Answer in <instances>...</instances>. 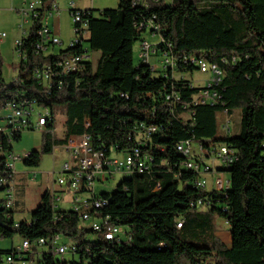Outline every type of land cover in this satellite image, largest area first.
Segmentation results:
<instances>
[{
  "label": "trees",
  "instance_id": "obj_1",
  "mask_svg": "<svg viewBox=\"0 0 264 264\" xmlns=\"http://www.w3.org/2000/svg\"><path fill=\"white\" fill-rule=\"evenodd\" d=\"M39 1V18L23 39L21 52L26 59L19 61L17 82H5L0 56V110L7 102L26 100L50 111L41 151L30 152L24 165L37 167L41 154H51L56 147H66L70 138L83 135L89 138L88 148L104 150L106 155L139 149L154 163L149 173L122 174L131 177L111 193L73 191L74 199L84 197L89 203L69 210L57 208L55 197L45 192L31 213V222L17 227L12 210L0 208L4 225L0 238L18 235L30 242L33 254L39 239L58 235L75 241L72 256L79 261L55 260L48 248L37 264H264V0H147L142 6L120 0L115 10L98 14L78 10L88 34L85 43L99 57L94 65L86 60L81 71L63 76L61 86L49 89L39 84L33 71L49 63L62 64L68 51L35 53L36 32L54 4V0ZM148 22L157 27L153 33L161 40L155 57L165 54L173 60V66L163 71L134 64V45L145 40L146 30L140 24L145 27ZM69 51L82 53L83 49L78 45ZM189 57L221 72L219 83L212 87L217 104L184 106L202 88L184 75L197 71L184 61ZM170 95L178 102L166 101ZM54 106H65L63 139L49 138ZM232 109L240 110L238 134L217 138V113L228 115ZM148 127L156 131L146 137L140 130ZM20 140V132L10 139L0 132V146L6 153ZM180 142L234 151L236 160L224 170L230 177L228 188L196 187L200 176L181 167L188 157L176 152ZM85 192L91 195L82 196ZM99 198L107 201L104 208L77 209ZM84 216L108 219L122 230V240L105 241L80 224ZM216 217L228 226L229 245L216 234ZM87 235L92 238L85 239ZM26 255L29 258L30 253Z\"/></svg>",
  "mask_w": 264,
  "mask_h": 264
},
{
  "label": "built area",
  "instance_id": "obj_2",
  "mask_svg": "<svg viewBox=\"0 0 264 264\" xmlns=\"http://www.w3.org/2000/svg\"><path fill=\"white\" fill-rule=\"evenodd\" d=\"M20 1L22 7L16 12L20 14L22 22L27 23L30 21L31 26L27 31L21 33L22 37L20 40L14 42V50L17 53L19 61H25L26 56L21 52L24 44L23 39L27 38L34 20L39 18L41 3L39 0ZM126 1H130L132 6H141V2H147V0ZM68 8L72 20L73 39L69 42L66 49H61L63 52L68 51L67 54L62 56V64L49 63L33 71V77L43 88H53L55 84L61 86L62 82L60 79L63 76L78 73L83 69V63L89 59L88 50L83 46L88 36L86 25L81 19L80 13L78 12L79 9L74 6L72 1L69 3ZM45 12L46 14L41 21V27L36 32L39 42L34 47L35 53L38 54L41 52L45 55H57L61 50L57 53L54 52L55 46L61 47L63 44L59 38L55 34H52L47 28L44 20L47 16H58V8L56 5L52 4L51 9ZM140 28H144L151 36L157 35L153 33V31H157V27L151 22H148L145 27L143 24H140ZM5 37V33L0 32V42H2ZM160 42L161 40L159 38V41L155 44H149L147 40L139 43L138 58L141 63L149 66L152 71H163L164 67L173 66V60L165 54L163 57H155V48ZM78 45L82 47V53L69 51V49L75 48ZM151 57L158 59V65L151 64ZM184 61L194 64L199 73L209 72L211 75V78L202 85V88H200L199 92L193 97L191 103L184 106L217 104L219 98L216 92L212 90V87L219 83L222 74L219 72H212L211 67H209V64L204 60L189 57L185 58ZM17 81L18 77L16 76L13 82ZM165 99L171 102V105L178 102V97L174 95L166 96ZM36 108L38 107L26 100H13L5 103L1 109L4 114L0 120L4 121V125H0V132L6 133L9 139L15 132L22 133L26 130L43 132L48 120V113L45 110L35 114ZM224 114L227 115L226 111H224ZM221 128L225 133H229L231 130L230 121H224ZM155 131L156 129L153 127H148L146 129L142 128L140 130L146 137H149V135ZM88 141L89 138L83 135L80 137H73L71 138V142L67 143V151L64 152L68 154L69 161L62 165L60 177L57 179V183L59 187L63 188V192L67 191L73 194V188L68 185V177H78L80 190L87 189L92 191L96 185H101L103 187L107 186V183L113 179L115 174L127 173L128 166H152L154 163L150 155L142 153L139 149H132L130 152L120 155L115 153L106 155L104 150L96 151L93 148H88ZM7 142L10 144V141ZM175 150L183 157H188V160L183 162L181 167L200 176L195 183L196 187L205 188L207 186V176L213 175L212 189L222 191L228 188L229 181L224 178V170H226V166H230L231 163L236 160L234 151L225 146L213 148L212 150L204 149L199 143L192 142H180L175 146ZM30 155V152H28L14 156L13 151L6 153L0 146V157L2 158L0 165H2L3 169L2 173H0V208L7 211L12 210L15 203L12 195V191L14 190L12 181L15 177V164L18 161L24 162ZM85 195H88V193L85 192L82 194V196ZM56 199H59V197ZM106 205L107 201L99 198L94 199V205L77 207V209L88 207L102 209ZM80 224L100 234L105 241L117 243L122 240V230L117 226L111 225L108 219L99 221L91 220V218L81 219ZM14 226L17 227L18 224L14 223ZM59 237L58 235H54L49 240L39 239L36 246L38 248L48 247L51 249L52 254H59L61 258L66 252H71V254L74 253V245L67 246L65 244H57ZM30 248V242L28 240H22L21 245L13 249L11 253H4L5 258L3 254H0V264H18V262L23 264L25 261L24 257L30 251Z\"/></svg>",
  "mask_w": 264,
  "mask_h": 264
},
{
  "label": "rangeland",
  "instance_id": "obj_3",
  "mask_svg": "<svg viewBox=\"0 0 264 264\" xmlns=\"http://www.w3.org/2000/svg\"><path fill=\"white\" fill-rule=\"evenodd\" d=\"M36 1V0H30ZM59 12V18L53 15L47 17L53 25H58L61 31L60 39L63 41V46H55L54 52H58L61 49H66L69 42L73 39L72 31V20L69 13L68 5L71 1L78 2V0H55ZM120 0H91L92 10L96 13L103 10H115L119 4ZM82 3H90V0H82ZM206 2H203L205 4ZM22 7L20 0H0V32L5 33L6 37L0 42V56L2 59V74L6 83L12 82L16 76L19 65V58L14 50V42L20 40L22 37V32L27 31L30 28V21L24 23L21 21L20 14L16 11ZM46 22V20H44ZM51 31V30H50ZM52 34H54L51 31ZM143 39L147 40L149 44H155L159 41V35L151 36L149 33L142 34ZM84 47L88 50L89 59L88 61L95 64L97 58L99 57V52L92 51L87 43ZM139 43H136L133 48V59L134 64L137 66L140 61L138 58ZM151 64L158 65V59H150ZM159 67V66H158ZM177 73V72H176ZM187 79L193 81L196 87H201L206 81L211 78L210 73H199L198 71H193L190 75L188 73L184 74ZM65 106H54L52 110V115L54 119V129L49 133L50 139H63L65 130V116H64ZM45 110L43 108H36L35 114L41 113ZM48 115L50 111L47 110ZM189 112H185L187 115ZM3 110H0V118L3 116ZM34 114V115H35ZM217 138L224 139L226 137H234L239 132V121H240V110L232 109L228 115L224 112L217 113ZM229 120L231 131L228 135L222 130V124L224 121ZM0 125H4V121L0 120ZM45 137L41 131H24L21 133V140L13 144V155H21L22 153L37 152L40 153L41 148L44 144ZM64 150V148H63ZM59 149V153H55L54 150L51 154H41L40 162L37 167H27L22 161H18L15 164V177L13 178L12 185L14 190L12 191L15 203L12 207L13 220L15 223H30L31 213L37 208L40 202L41 196L48 192L52 197H55L54 205L59 209L69 210L74 208L76 205L82 203L83 198L78 199L75 202L74 196L71 192L62 191L63 188L59 187L57 179L60 177V170L62 165L69 161V156L66 152ZM67 150V149H66ZM123 174V173H122ZM115 174L113 179H111L107 186L103 187L101 185H96L93 192L94 194L111 193L115 186H117L124 178H130L131 175ZM224 178L229 180V173H224ZM207 186L206 189H210L209 176L206 178ZM89 195V194H88ZM59 199L56 200V197ZM88 205L84 206L87 207ZM202 212L207 211V208H202ZM214 225L216 227L217 236L227 245L230 243V236L228 232V226L219 218L214 219ZM91 235H87L85 239H91ZM22 238L15 235L12 239H1L0 238V251L6 252L17 248L21 245ZM74 240L65 238L63 236L59 237L58 245L65 244L67 246L73 245ZM48 247H37V252L32 253V248L30 249L29 258L25 255V261L23 264H37L42 253L46 252ZM5 258V254H3ZM55 260L61 259V255H53ZM28 258V259H27ZM62 259L64 261H79L77 255L72 256L71 252H66ZM18 264H22L18 262Z\"/></svg>",
  "mask_w": 264,
  "mask_h": 264
},
{
  "label": "bare ground",
  "instance_id": "obj_4",
  "mask_svg": "<svg viewBox=\"0 0 264 264\" xmlns=\"http://www.w3.org/2000/svg\"><path fill=\"white\" fill-rule=\"evenodd\" d=\"M145 4H146V2H141V6L145 5ZM209 67H211L212 72L221 73L216 66L209 65ZM228 167L229 166H226V168H228ZM135 171L139 174L146 173V172L149 173L150 172V166H128L127 173H123V174H133ZM68 185L73 188V191L79 190L80 186H79L78 177H68ZM81 198H83V201L81 203L82 205L89 203L86 198H84V197H81ZM81 198H76L75 202H77L78 199H81ZM92 205H94V200H92ZM83 219H87V217L84 216ZM177 227H180V223L177 224Z\"/></svg>",
  "mask_w": 264,
  "mask_h": 264
},
{
  "label": "crops",
  "instance_id": "obj_5",
  "mask_svg": "<svg viewBox=\"0 0 264 264\" xmlns=\"http://www.w3.org/2000/svg\"><path fill=\"white\" fill-rule=\"evenodd\" d=\"M73 2V4H74V6L77 8V9H79V10H92V3H91V0H90V3H82V0H78V2L76 1V2H74V1H72ZM54 5H56L57 6V4H56V1L54 0ZM60 15V14H59ZM59 15L58 16H56V15H53L54 17H56V18H52V19H54V20H56V19H58L59 18ZM52 16V15H51ZM51 16H49V17H51ZM48 17V16H47ZM45 18V20H46V22H45V24H46V26H47V28L49 29V30H51L58 38H59V40L62 42V44H63V41L60 39V37H61V31H60V29H59V26L58 25H53L52 23H51V25L49 24L50 23V20L48 21V18ZM68 142H71V138L68 140ZM63 148H64V150L65 151H67L66 149H67V146L65 147H56V148H54V152L55 153H59V149H61V150H63ZM63 150V151H64ZM212 180H213V175H209V183H210V188H211V186H212Z\"/></svg>",
  "mask_w": 264,
  "mask_h": 264
},
{
  "label": "water",
  "instance_id": "obj_6",
  "mask_svg": "<svg viewBox=\"0 0 264 264\" xmlns=\"http://www.w3.org/2000/svg\"><path fill=\"white\" fill-rule=\"evenodd\" d=\"M0 226H1V227H4V225H3L1 222H0Z\"/></svg>",
  "mask_w": 264,
  "mask_h": 264
}]
</instances>
